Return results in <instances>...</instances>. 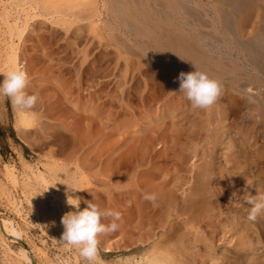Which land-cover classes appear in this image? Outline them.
I'll use <instances>...</instances> for the list:
<instances>
[{
    "label": "rangeland",
    "instance_id": "1",
    "mask_svg": "<svg viewBox=\"0 0 264 264\" xmlns=\"http://www.w3.org/2000/svg\"><path fill=\"white\" fill-rule=\"evenodd\" d=\"M49 1L0 0V64L13 41L39 97L29 110L0 97V218L21 233L0 229V264H88L59 241L77 210L67 199L121 213L96 264H264V210L250 221L247 203H264V76L234 52L240 74L215 79L220 98L194 109L178 92L183 68L130 31L118 0Z\"/></svg>",
    "mask_w": 264,
    "mask_h": 264
},
{
    "label": "bare ground",
    "instance_id": "2",
    "mask_svg": "<svg viewBox=\"0 0 264 264\" xmlns=\"http://www.w3.org/2000/svg\"><path fill=\"white\" fill-rule=\"evenodd\" d=\"M46 2L47 1H45V3ZM118 2L122 4V7L115 4L114 9L118 10L124 18L127 17L126 20L131 27L130 31H133L136 35L141 34L147 36L153 42V47L155 49H158L168 61L171 62L172 60L179 67L183 68L185 73L197 69L206 73L212 79H219L225 74L227 77V74L229 76V73L238 75L240 74L237 72L239 66L238 62L240 63V61L239 57L236 58L233 53L237 52L240 54V52H243L244 56L248 57V61L252 68H254L253 71L257 72L255 74L260 73L264 76V0H207L205 3L206 6L200 5L196 1L191 2L198 8L192 6V4L189 5L187 0H118ZM46 6L48 5H45V7ZM24 14V24L28 23L27 21L35 15H40L32 13L34 15L29 17V13V15L26 13ZM8 15H10L8 10L4 9L1 18L7 24L9 30L8 33L11 34V36H15L14 34L17 33V35L21 37L23 30L20 29L21 27L17 28V20L16 22H12L13 24L9 23L7 20ZM121 20L123 19L121 18ZM137 23H140L141 26H137ZM143 43L145 42L143 41ZM12 44H9V50L6 52L4 59L0 64V77L3 78L4 76L2 73H7L16 68H22L20 66L21 61L19 54L16 47H14L15 45ZM240 64H242V61ZM173 66L175 65H172L171 67ZM252 76H254V74ZM248 77L246 76V78ZM231 78L233 80L236 79L235 76ZM230 84L232 85V83ZM254 84H256V81ZM245 87L247 88V85ZM21 113L23 112L21 111ZM18 123L20 129H24L29 125L25 114L20 116ZM13 178H15V176ZM49 187L50 184H48V190H50ZM185 201L187 202L186 199ZM174 225L176 224L174 223ZM0 229L5 236L11 237L13 240L21 237L20 231L13 225L11 220L0 218ZM172 235L173 234L170 236ZM161 242L163 241L161 240ZM158 244L160 245V243ZM26 253L25 250L21 249L18 254H20L25 261L27 260L28 262H31V258ZM156 258L157 256L155 259Z\"/></svg>",
    "mask_w": 264,
    "mask_h": 264
},
{
    "label": "clouds",
    "instance_id": "3",
    "mask_svg": "<svg viewBox=\"0 0 264 264\" xmlns=\"http://www.w3.org/2000/svg\"><path fill=\"white\" fill-rule=\"evenodd\" d=\"M2 74L4 78L0 82V97L7 98L14 109H33L37 105L39 97L37 94H28L26 91L28 86L26 71L23 68H16ZM176 79L179 81L178 92L185 95L194 109L207 110L222 95L220 82L197 69L187 73L182 71ZM143 198L148 201H155L156 196L154 193H145ZM259 200L264 201V195L260 196ZM67 203L77 210L62 216L61 224L64 231L59 241L78 249L79 255L88 264H96L99 244L97 237L101 234L117 231L119 224L116 221L121 219V213L111 209L100 211L96 204L90 202H86L87 207L83 210H79V203H73L69 199ZM247 203L252 205L248 219L255 221L261 210H264V203L257 202L252 198H249ZM102 218H111V222L104 224L101 222Z\"/></svg>",
    "mask_w": 264,
    "mask_h": 264
}]
</instances>
